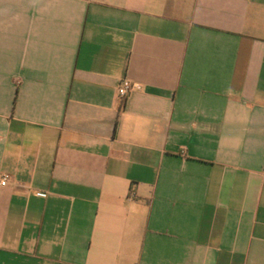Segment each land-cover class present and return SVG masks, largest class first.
Returning <instances> with one entry per match:
<instances>
[{
    "label": "crops",
    "instance_id": "crops-1",
    "mask_svg": "<svg viewBox=\"0 0 264 264\" xmlns=\"http://www.w3.org/2000/svg\"><path fill=\"white\" fill-rule=\"evenodd\" d=\"M0 264H264V0H0Z\"/></svg>",
    "mask_w": 264,
    "mask_h": 264
},
{
    "label": "built area",
    "instance_id": "built-area-1",
    "mask_svg": "<svg viewBox=\"0 0 264 264\" xmlns=\"http://www.w3.org/2000/svg\"><path fill=\"white\" fill-rule=\"evenodd\" d=\"M137 87H139L137 84H133L128 80H123L118 88V97L121 100H126ZM8 178V176H4L1 182L2 186H5L7 184Z\"/></svg>",
    "mask_w": 264,
    "mask_h": 264
}]
</instances>
